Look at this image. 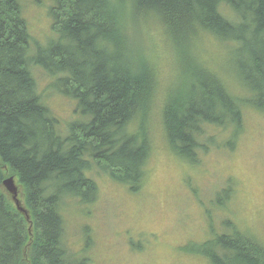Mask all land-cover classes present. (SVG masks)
<instances>
[{"label":"trees","instance_id":"obj_1","mask_svg":"<svg viewBox=\"0 0 264 264\" xmlns=\"http://www.w3.org/2000/svg\"><path fill=\"white\" fill-rule=\"evenodd\" d=\"M22 1L0 0V264H88L62 243L65 200L94 202L98 172L138 192L152 151L156 79L134 28L152 17L166 28L179 82L162 103L161 125L169 150L196 165L211 145L234 147L243 108L264 113V0H48L55 38L32 52ZM211 36L237 91L196 60L193 49ZM36 68L75 102L77 118L63 130L38 91ZM210 128L230 136L215 142ZM10 175L26 213L2 186ZM230 194L228 186L216 193L213 208ZM207 223L210 237L181 250L210 264H264L255 237L228 220L221 232Z\"/></svg>","mask_w":264,"mask_h":264},{"label":"rangeland","instance_id":"obj_2","mask_svg":"<svg viewBox=\"0 0 264 264\" xmlns=\"http://www.w3.org/2000/svg\"><path fill=\"white\" fill-rule=\"evenodd\" d=\"M49 3L22 1L30 52L55 38ZM134 30L143 35L136 40L143 46L156 79L146 177L140 190L131 193L125 185L98 172L93 175L99 190L94 202L65 200L62 243L70 257H86L88 264H210L200 255L181 250L188 242L210 237L209 217L217 232L222 231V221L228 220L264 245V113L243 108L242 130L232 149L211 145L207 152H200L196 165L180 159L169 150L160 119L165 97L179 82L166 28L152 17L139 22ZM193 53L197 62L219 74L231 91L239 89L232 82L235 75L229 70L224 47L212 36L200 40ZM33 75L43 101L65 129L77 118L75 102L57 92L51 85L53 77L42 69H34ZM208 132L218 143L230 136L226 129L210 128ZM15 183L23 206L21 186L16 179ZM227 186L231 194L224 208H213L216 193Z\"/></svg>","mask_w":264,"mask_h":264},{"label":"bare ground","instance_id":"obj_3","mask_svg":"<svg viewBox=\"0 0 264 264\" xmlns=\"http://www.w3.org/2000/svg\"><path fill=\"white\" fill-rule=\"evenodd\" d=\"M8 180H10V184L12 186V189H9L10 186L7 183ZM2 186H3L4 190L7 192V194L10 196V199L14 203L15 207L17 208V210H19L22 213H26V210L23 208L21 200H20L19 187L15 183V177L13 175L5 177L2 180Z\"/></svg>","mask_w":264,"mask_h":264},{"label":"water","instance_id":"obj_4","mask_svg":"<svg viewBox=\"0 0 264 264\" xmlns=\"http://www.w3.org/2000/svg\"><path fill=\"white\" fill-rule=\"evenodd\" d=\"M7 183L9 184L10 188L9 189H12V186L10 184V180L7 181Z\"/></svg>","mask_w":264,"mask_h":264}]
</instances>
